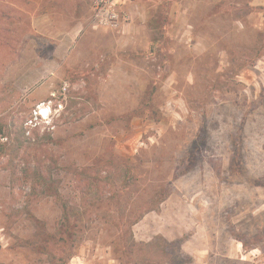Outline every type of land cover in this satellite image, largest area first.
<instances>
[{
	"label": "rangeland",
	"instance_id": "1",
	"mask_svg": "<svg viewBox=\"0 0 264 264\" xmlns=\"http://www.w3.org/2000/svg\"><path fill=\"white\" fill-rule=\"evenodd\" d=\"M96 1L0 0V264H264V0Z\"/></svg>",
	"mask_w": 264,
	"mask_h": 264
},
{
	"label": "built area",
	"instance_id": "2",
	"mask_svg": "<svg viewBox=\"0 0 264 264\" xmlns=\"http://www.w3.org/2000/svg\"><path fill=\"white\" fill-rule=\"evenodd\" d=\"M108 2V0H99L95 2V17L101 22V24H111V26H115L118 22V16L113 13L115 10L108 5ZM44 108L45 110H43ZM44 113H46V115H44ZM52 113V105L43 104L33 112V115L29 118L26 124L28 127L34 128L42 122L47 123Z\"/></svg>",
	"mask_w": 264,
	"mask_h": 264
},
{
	"label": "clouds",
	"instance_id": "3",
	"mask_svg": "<svg viewBox=\"0 0 264 264\" xmlns=\"http://www.w3.org/2000/svg\"><path fill=\"white\" fill-rule=\"evenodd\" d=\"M44 115H46V113H44Z\"/></svg>",
	"mask_w": 264,
	"mask_h": 264
},
{
	"label": "bare ground",
	"instance_id": "4",
	"mask_svg": "<svg viewBox=\"0 0 264 264\" xmlns=\"http://www.w3.org/2000/svg\"><path fill=\"white\" fill-rule=\"evenodd\" d=\"M43 110H45V108Z\"/></svg>",
	"mask_w": 264,
	"mask_h": 264
}]
</instances>
